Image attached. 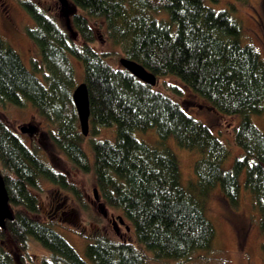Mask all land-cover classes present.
I'll use <instances>...</instances> for the list:
<instances>
[{"label": "trees", "instance_id": "1", "mask_svg": "<svg viewBox=\"0 0 264 264\" xmlns=\"http://www.w3.org/2000/svg\"><path fill=\"white\" fill-rule=\"evenodd\" d=\"M74 38L65 25L34 0L21 4L35 26L27 29L47 69L46 83L28 69L18 52L0 35V103L35 110L56 128L53 140L78 170L93 171L106 203L131 222L136 242L154 260L188 259L211 251L214 225L201 202L180 178L176 155L138 140L133 132L156 128L162 144L174 137L179 146L197 150L191 190L206 197L219 185L230 205H238L240 175L253 195L264 235V133L250 120L264 115V62L258 50L241 43V26L227 10L202 0H70ZM165 14L168 21L158 18ZM63 16V15H62ZM93 20L106 23L111 41L123 57L139 62L158 78L176 77L217 112L242 120L234 142L242 149L231 170L223 167L229 149L209 125L197 120L165 93L140 81L122 66L111 65L93 47ZM109 54V53H108ZM76 59L83 66L89 93L93 159L83 143L73 102ZM36 63V62H35ZM34 64V63H33ZM101 128H114L115 141L100 139ZM0 160L14 220L0 229V264H15L34 239L51 253L40 264H149L129 242L96 235L84 260L48 222L40 219V180L68 190L84 204L83 192L65 173L47 163L0 117ZM8 243L14 246L11 249Z\"/></svg>", "mask_w": 264, "mask_h": 264}, {"label": "rangeland", "instance_id": "2", "mask_svg": "<svg viewBox=\"0 0 264 264\" xmlns=\"http://www.w3.org/2000/svg\"><path fill=\"white\" fill-rule=\"evenodd\" d=\"M34 1L44 7L48 14L55 17L61 25H65V18L62 16L57 0ZM202 1L207 7L214 10H227L230 16L241 26V43L254 46L264 62V0ZM21 2L22 0H0V35L18 52L24 65L33 70L43 83H46L47 69L43 64L41 53L27 34V29L34 27L35 23ZM157 17L168 21L165 14H158ZM92 26L96 35L93 47L101 53H106V59L111 65L116 68L121 67L119 60L124 56L123 48L111 41L106 23L101 20H93ZM73 60L77 84H79L83 82V66L80 61ZM155 89L178 101L194 118L209 125L213 133L229 149V156L224 161L223 167L226 170H231L235 159L242 155V149L234 142V132L242 120L241 115L228 116L215 111L206 100L184 86L174 76L159 77ZM0 117L22 137L28 146L36 149L47 163L56 170L65 173L68 179L79 186L82 192L88 191L89 194L93 195V189L97 185L93 171L84 173L73 166L53 140L52 132L56 131L55 126L42 117L31 104L17 107L8 103H0ZM250 120L264 133L263 114H252ZM31 124L38 127L39 132H42V137L35 134L30 136L20 132L21 126ZM133 134L138 140L150 146L157 148L165 146L176 155L183 186L201 202L206 217L214 225L216 234L213 249L207 252H195L188 259L180 261L158 262L154 260L151 252L136 242L131 222L117 209H113L114 213L124 217L130 226V231L127 232L123 227V235L119 237V235L114 234L112 229H108L106 232L111 240L134 244L145 253L149 264H264V235L259 228L260 214L254 206L252 193L246 188L245 171L241 173L239 179L241 198L238 205L229 204L219 185L214 187L208 196H198L195 191L191 190V184H196L197 181L194 166L200 157L199 151L179 146L172 136L162 144L156 128H150L146 131L136 130ZM115 135L114 128H101L98 137L115 141ZM93 137L88 135L83 143L90 159H93L90 147V141ZM0 171H3L1 160ZM39 188L37 196L39 198L40 219L48 222L84 260H87L86 248L92 242L91 237L100 235V233L97 229L99 227L91 225L90 221H87L89 216L83 206L84 204L78 202L68 190L47 180H40ZM55 202H65L68 210L74 213H72V219H68V215L53 213ZM87 211L89 210L87 209ZM79 222H82L81 225L84 226H77ZM7 245L14 249L12 244L8 243ZM50 256L51 253L40 243L30 239L28 253H20L16 257L15 264H40L44 258Z\"/></svg>", "mask_w": 264, "mask_h": 264}, {"label": "water", "instance_id": "3", "mask_svg": "<svg viewBox=\"0 0 264 264\" xmlns=\"http://www.w3.org/2000/svg\"><path fill=\"white\" fill-rule=\"evenodd\" d=\"M60 11L65 18V24L71 35L76 38L77 34L71 24V14L74 9L70 0H57ZM120 64L123 68L127 69L132 75L140 81L156 86L158 77L145 68L142 64L127 57L120 58ZM73 102L77 111L80 130L83 136H88L90 133V106H89V93L85 82L77 84L73 91ZM22 134L34 135L37 131L35 125H23L20 128ZM97 192V189H95ZM122 220L123 218L120 217ZM14 220V210L10 203L9 192L6 186L4 176L0 172V229L6 230L7 224Z\"/></svg>", "mask_w": 264, "mask_h": 264}, {"label": "flooded vegetation", "instance_id": "4", "mask_svg": "<svg viewBox=\"0 0 264 264\" xmlns=\"http://www.w3.org/2000/svg\"><path fill=\"white\" fill-rule=\"evenodd\" d=\"M37 127V126H36ZM36 136L42 137V132H39V129L37 127V131L35 133ZM32 136V135H30ZM95 189H97V192H95ZM84 196V208L86 209V212L89 216L87 218V221H90L91 225H95L99 228L100 235H107L108 229H112L115 235H119L121 237L122 234V228L124 227L126 231H130V226H128L126 220L123 216L120 214H115L113 211L114 208L110 207L106 201L103 198V195L99 189V187L96 185V187L93 189V195L89 194L88 191H83ZM87 209L89 211H87ZM116 210V209H114ZM53 213H59L63 216L68 215V219H72V211L68 210L67 205L65 202H59L53 204ZM74 214V213H73ZM122 217L123 220L120 218ZM82 222H79L77 226L83 227L84 225H81ZM84 224V222H83ZM107 231V232H106ZM99 235V234H98Z\"/></svg>", "mask_w": 264, "mask_h": 264}]
</instances>
